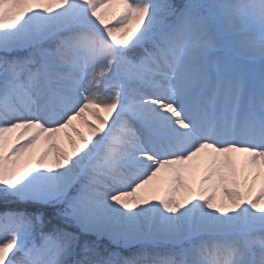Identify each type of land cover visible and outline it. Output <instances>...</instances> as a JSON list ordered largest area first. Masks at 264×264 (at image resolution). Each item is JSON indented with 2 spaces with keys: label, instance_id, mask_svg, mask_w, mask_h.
Instances as JSON below:
<instances>
[{
  "label": "snow or ice",
  "instance_id": "snow-or-ice-1",
  "mask_svg": "<svg viewBox=\"0 0 264 264\" xmlns=\"http://www.w3.org/2000/svg\"><path fill=\"white\" fill-rule=\"evenodd\" d=\"M0 264H264V0H0Z\"/></svg>",
  "mask_w": 264,
  "mask_h": 264
},
{
  "label": "rangeland",
  "instance_id": "rangeland-1",
  "mask_svg": "<svg viewBox=\"0 0 264 264\" xmlns=\"http://www.w3.org/2000/svg\"><path fill=\"white\" fill-rule=\"evenodd\" d=\"M80 130L87 135L88 130L86 128H83L82 126H80Z\"/></svg>",
  "mask_w": 264,
  "mask_h": 264
},
{
  "label": "bare ground",
  "instance_id": "bare-ground-1",
  "mask_svg": "<svg viewBox=\"0 0 264 264\" xmlns=\"http://www.w3.org/2000/svg\"><path fill=\"white\" fill-rule=\"evenodd\" d=\"M65 146L67 147V142L65 141Z\"/></svg>",
  "mask_w": 264,
  "mask_h": 264
}]
</instances>
